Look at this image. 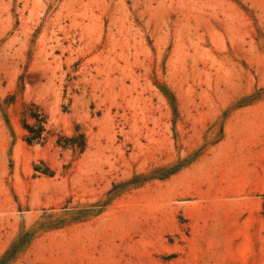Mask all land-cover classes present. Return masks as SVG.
<instances>
[{
	"label": "rangeland",
	"instance_id": "rangeland-1",
	"mask_svg": "<svg viewBox=\"0 0 264 264\" xmlns=\"http://www.w3.org/2000/svg\"><path fill=\"white\" fill-rule=\"evenodd\" d=\"M0 264H264V0H0Z\"/></svg>",
	"mask_w": 264,
	"mask_h": 264
},
{
	"label": "trees",
	"instance_id": "trees-1",
	"mask_svg": "<svg viewBox=\"0 0 264 264\" xmlns=\"http://www.w3.org/2000/svg\"><path fill=\"white\" fill-rule=\"evenodd\" d=\"M30 118L35 121L33 126L24 124L26 131L25 140L27 143L43 142L50 130H47L46 117L38 111H30ZM57 144L62 148H71L82 153L86 148L85 137L81 133H77L72 137L59 136Z\"/></svg>",
	"mask_w": 264,
	"mask_h": 264
}]
</instances>
